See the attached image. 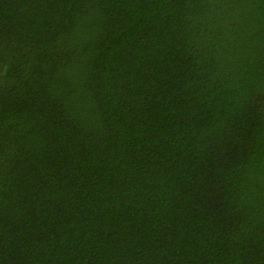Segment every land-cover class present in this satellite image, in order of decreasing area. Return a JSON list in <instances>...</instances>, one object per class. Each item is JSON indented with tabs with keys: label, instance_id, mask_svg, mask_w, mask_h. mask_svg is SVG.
Listing matches in <instances>:
<instances>
[{
	"label": "trees",
	"instance_id": "1",
	"mask_svg": "<svg viewBox=\"0 0 264 264\" xmlns=\"http://www.w3.org/2000/svg\"><path fill=\"white\" fill-rule=\"evenodd\" d=\"M0 264H264V0H0Z\"/></svg>",
	"mask_w": 264,
	"mask_h": 264
}]
</instances>
